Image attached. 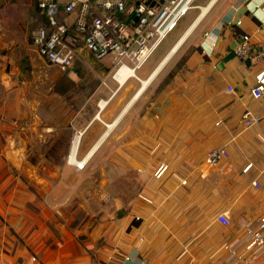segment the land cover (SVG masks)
Wrapping results in <instances>:
<instances>
[{"label":"crops","instance_id":"crops-1","mask_svg":"<svg viewBox=\"0 0 264 264\" xmlns=\"http://www.w3.org/2000/svg\"><path fill=\"white\" fill-rule=\"evenodd\" d=\"M34 4L0 0V29L14 36L22 26H43ZM184 16L174 41L154 51L137 78L117 83L111 57L87 54L50 72L49 102L35 99L33 124L19 120L33 106L25 101L32 94L26 73L32 67L44 76L48 65L0 33L2 109L21 111L14 120L0 118V264H264V248H245L247 224L264 235V91L250 95L264 58L224 61L244 35L264 52V0H195ZM214 147L229 157L209 167L205 155ZM161 164L167 170L155 179ZM89 174L115 175V205L131 211L78 222L68 212L71 191L83 189ZM139 193L152 204L141 203ZM172 195L175 218L163 209ZM164 221L177 224L162 228Z\"/></svg>","mask_w":264,"mask_h":264},{"label":"built area","instance_id":"built-area-1","mask_svg":"<svg viewBox=\"0 0 264 264\" xmlns=\"http://www.w3.org/2000/svg\"><path fill=\"white\" fill-rule=\"evenodd\" d=\"M194 1L34 0L35 8L45 23L32 30L31 46L45 64L62 72L73 67L79 54L90 55L96 61L111 57L114 64L112 78L121 83L124 74H127L126 78H137L136 71L175 29ZM248 39L247 35L242 36L241 43L234 48L235 58L240 62L263 59L264 52L254 51ZM227 91L231 92L232 89L228 87ZM263 91L264 72H261L255 78L250 95L258 99ZM243 118H250V114L244 113ZM228 157L224 147L210 148L205 155V164L214 167ZM75 167L80 169L79 166ZM249 167L246 166L245 170ZM166 170L165 164L159 165L154 178H161ZM185 183L181 182L182 185ZM138 199L152 204V200L143 193L138 194ZM218 221L227 223L224 215H220ZM259 223L261 227L264 226V216ZM246 232L249 237L246 250L264 248V235L260 229L247 224Z\"/></svg>","mask_w":264,"mask_h":264},{"label":"rangeland","instance_id":"rangeland-1","mask_svg":"<svg viewBox=\"0 0 264 264\" xmlns=\"http://www.w3.org/2000/svg\"><path fill=\"white\" fill-rule=\"evenodd\" d=\"M8 2H10V0H6ZM189 15V14H188ZM186 17L188 16H184L182 17L178 23H177V27L175 28V30H173V32H170L165 39L160 43V45L156 48L155 50V54H158L162 49H164L166 46H168L170 43H172L174 41L175 38V33L182 29L185 26V20ZM29 22H31L29 20ZM36 28V24L31 23L30 26H22V28H20L19 30L15 31L16 34L13 36V34L10 32L12 31H5V30H1L0 29V33H7L10 39H13L16 41V46H18L20 48V51L22 50V47H20V44H25V47L27 46V48L25 49L26 54L30 53V54H35V52L33 51L32 47L30 46V34L32 32V30H34ZM12 35V36H11ZM1 54V53H0ZM154 54V55H155ZM1 56V55H0ZM1 62V59H0ZM46 68L45 70L47 71V73H44L45 75L43 76L40 71L37 68H32L30 67L26 73V77H27V83H26V89L28 88V93L31 92L32 90V94H25V98L29 103H31L33 106H30V108L27 110L26 115L19 119L20 121H24L25 123H31L33 124L34 118H35V113H34V109H35V102L36 100H40V96L43 97V100L46 101L47 103L49 102V86H50V81L49 80V75L51 74L50 72L57 71V72H62L60 70H58L55 67H49ZM6 71H9V68L6 69ZM97 72H99V70H97ZM45 80L48 81L46 83L43 82V84H41L40 80ZM48 84L47 88L45 90H43V93L39 94L37 93V95L35 94L36 91H38L36 89L39 88L40 85H44V84ZM145 84V83H144ZM3 86V85H2ZM3 90L6 91L7 90V86H3ZM34 91V92H33ZM36 99V100H35ZM4 95L1 96L0 95V118L3 120H14L15 118H19L21 115V111L20 110H14V109H2V102H4ZM49 108V106H48ZM22 121V122H23ZM23 123V124H25ZM49 146V145H48ZM28 149L30 150V154L28 159L34 161V157H32V150L34 149L33 147H31L30 145H28ZM50 152V149H48L47 153ZM50 161H52L54 164H60L61 158L58 157H48ZM23 159L20 158H16L14 159V161L20 162ZM95 160V159H94ZM108 165H114V161H110L108 163ZM43 176V175H41ZM186 179V178H184ZM104 180H106L107 185H106V190H102L99 188V185L101 184L102 186L104 185ZM204 179L200 178V180L198 182H203ZM128 184L130 183L129 180L127 182ZM127 184V187H129ZM82 186V185H81ZM29 190L31 192H34V188L33 186H31L30 184L28 185ZM183 188H187L189 193H192L193 190V186H191V184L189 183V181H187V184L182 186ZM135 191V190H134ZM133 191V193H134ZM117 190L115 189V175L113 174H108L106 176L104 175H99V174H89L87 176H85V179L83 180V189H75L73 191H71L72 196H71V202L70 205L68 206V212L69 214H73L75 215L76 219L78 220V222H80L85 215H88V217H90V215H101L106 213L107 215H113L115 216L117 215H122L125 213V211L129 212L131 211L130 206L125 207V205L123 206H117L115 205V195H116ZM137 193V191L135 192ZM58 195H62V190L59 191ZM107 195V197H106ZM106 197L105 199L102 197ZM174 195H172V201L170 202V204H168L166 207H164L163 209L166 211L165 213H168L169 215H174L173 218L176 217V214L179 213V207L178 206H173L174 203ZM100 198H102L101 200H99ZM208 200V199H207ZM102 201H104L105 204L102 203ZM100 202V204H99ZM141 202V201H140ZM143 203V202H141ZM83 204V205H82ZM145 204V203H143ZM207 204H209V200L207 201ZM145 205H149V204H145ZM209 207L206 206V208ZM136 209H138L139 212H143L145 207H142L141 205H139L138 207H135ZM206 208H204V213H206L207 211ZM127 209V210H126ZM186 209L188 210V207H186ZM193 210V209H192ZM86 218V219H87ZM76 220V221H77ZM176 224L177 222L174 221ZM175 223H173V221H164L163 223H159L160 226L162 228H169V229H174L175 227L172 226Z\"/></svg>","mask_w":264,"mask_h":264},{"label":"water","instance_id":"water-1","mask_svg":"<svg viewBox=\"0 0 264 264\" xmlns=\"http://www.w3.org/2000/svg\"><path fill=\"white\" fill-rule=\"evenodd\" d=\"M128 22V21H127ZM236 45L231 46V49L227 55V57L224 59V61L226 62L227 60L234 58L235 57V53H234V48ZM246 62H249V60H247Z\"/></svg>","mask_w":264,"mask_h":264},{"label":"bare ground","instance_id":"bare-ground-1","mask_svg":"<svg viewBox=\"0 0 264 264\" xmlns=\"http://www.w3.org/2000/svg\"><path fill=\"white\" fill-rule=\"evenodd\" d=\"M126 75H127V74H124L123 77H121V79H120V82H121V83H122L123 81H125V79H126L125 76H126Z\"/></svg>","mask_w":264,"mask_h":264}]
</instances>
